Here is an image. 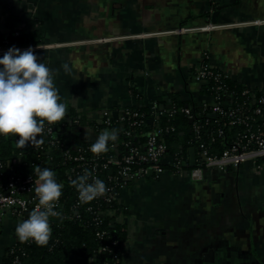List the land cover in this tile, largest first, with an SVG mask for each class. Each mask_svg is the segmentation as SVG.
<instances>
[{
  "label": "crops",
  "instance_id": "1",
  "mask_svg": "<svg viewBox=\"0 0 264 264\" xmlns=\"http://www.w3.org/2000/svg\"><path fill=\"white\" fill-rule=\"evenodd\" d=\"M4 7L35 20L43 40L31 47L59 70L54 82L67 112L85 120L150 108L159 98L171 103L169 93L210 102L205 84L190 78L199 64L255 91L264 81V0H0V30ZM87 120L71 142L75 135L94 142L105 130ZM170 154L161 174L118 194L125 207L120 264H264V168L247 162L193 179L188 168L170 169ZM186 157L193 166L190 148ZM18 222L5 217L0 226V264Z\"/></svg>",
  "mask_w": 264,
  "mask_h": 264
},
{
  "label": "built area",
  "instance_id": "2",
  "mask_svg": "<svg viewBox=\"0 0 264 264\" xmlns=\"http://www.w3.org/2000/svg\"><path fill=\"white\" fill-rule=\"evenodd\" d=\"M15 35L19 34L18 30L14 31ZM10 47L0 44V55H3ZM23 50L26 47H16ZM191 79L209 85L205 95L210 98V102L204 101L198 105L210 110L212 114L218 115L223 121V125L227 127L241 126L235 137L228 140L226 147L219 153H209L208 145L199 140L198 133L200 124L195 121L192 125V131L196 134L195 138L199 144L197 147L198 157L193 166L188 167L187 159L178 155L170 154V169L174 172H180L184 168H188L193 179H201L205 169L226 170L236 168L244 163H252L256 169L264 168V130L255 125L253 115L262 113L264 106V81L262 85L255 91L254 89L242 85L241 96L245 99L232 105L231 101L225 105L224 98L228 93L234 94L229 90L228 83L231 82L227 73L222 70L208 65H195L191 72ZM256 92H259L258 94ZM153 118L145 119L144 114L133 108H123L115 115H103L98 118L86 119L88 127L97 130L98 125H104L106 128L118 130V134H122L124 140L120 141V145L124 149L123 153L117 151L118 138L110 141L108 144L111 154L105 155H86L82 148H77L73 154L70 150L62 152L64 159L71 161V164L65 171L66 178L70 181L82 175L85 171L92 178L103 180L109 191L103 197L94 199L89 203H82L79 200V193L76 190V199L67 209L62 200H59L57 211L61 213V217L66 221L76 220L84 226H93L95 228L94 237L98 240V246L93 251L92 256L88 260V264H118L121 260L122 251L117 249L119 241L111 238L107 228H113L115 223L119 222L125 207L118 201L119 192L128 187L131 183L148 177L151 174L159 175L164 171L161 160L166 154H169L166 144L158 135L162 132H168L173 128L165 126L151 131L146 140L138 145L132 142L134 136V128L140 125L155 124V118L162 111L168 112L169 115L175 112L172 106L169 109H159L157 102H153L150 106ZM183 111L192 121L194 116L189 108H182ZM71 122L76 124L75 127H81L79 118L72 119ZM224 129L218 127L217 135L222 137ZM53 129H46L43 135L52 138ZM19 137L16 139L18 140ZM47 147L55 144L54 140L48 141ZM9 167L6 168L7 176L5 182H0V226L5 217L21 221L27 219L25 214L32 211L38 204V197L35 193L36 180L35 175H23L18 169V165L22 162L21 152L13 153L10 157ZM50 163H47V165ZM114 165V169L110 166ZM3 162L0 161V176H3L1 169ZM106 172L103 175V172ZM56 180L60 183V179L56 174ZM114 203L118 207L114 206ZM19 239L16 238L10 246L15 247ZM31 242V241H29ZM15 249L11 250L13 252ZM22 255L24 253L22 252ZM98 255H105V259H101ZM10 264H21L20 256L16 254Z\"/></svg>",
  "mask_w": 264,
  "mask_h": 264
},
{
  "label": "trees",
  "instance_id": "3",
  "mask_svg": "<svg viewBox=\"0 0 264 264\" xmlns=\"http://www.w3.org/2000/svg\"><path fill=\"white\" fill-rule=\"evenodd\" d=\"M2 14L4 18V30H0V44L8 47H26L38 45L42 42L43 37L38 28L35 27V20L22 21L19 16L10 13L4 7ZM22 21L23 27L19 28V23ZM18 30L19 34L15 35L14 31ZM209 85H204L203 92L207 93ZM229 90L234 91V94L228 93L231 98V103L235 106L242 102L245 98L241 96V89L243 86L235 82L228 83ZM257 94L259 92H256ZM171 99V106L175 112L171 115L166 111L158 113L155 118V124L151 126L140 125L134 128V136L132 142L136 145L146 140L148 134L165 126H170L173 129L168 132H162L158 137L164 141L168 152L171 154H178L187 159L189 148L194 147L197 150L198 140L195 138L196 134L192 131L193 122L197 121L200 124V131L197 134L199 140L208 145L209 153L219 154L227 145L228 140L235 137V134L240 130L241 126H231L230 128L224 126L223 121L219 119L218 115L212 114L210 110L201 108L192 100H181L174 93H169ZM224 98V97H223ZM157 107L163 102L162 98L157 101ZM189 108L191 114L194 116V121L181 111L182 108ZM140 113L144 114L145 119L153 118V114L149 107L141 106L134 108ZM79 118L80 125H85V117L76 113L74 110H69L64 121L57 125L51 126L53 129L52 138L43 135V143L38 146H26L20 149L16 146L15 136L5 138L0 136V161L3 162L1 169L3 176H0V182H5L7 176L6 168L9 167L10 157L13 153L21 152L22 162L17 167L23 175H35L34 166L41 168H49L58 175L60 184L63 185L62 196L60 200L65 204V209L68 205L76 199V188L72 185V181L68 180L65 175L67 167L71 161L64 159L62 152L70 150L73 154L76 153L77 148H82L86 155H92L90 145L93 143L90 140L74 136V141L71 142V131L76 130V124L71 122L72 119ZM255 125H258L264 130V106H262V113L260 115H253ZM90 124V123H87ZM47 125V124H46ZM218 127L224 129L222 137L217 135ZM106 129L104 125H98L96 131ZM108 129V128H107ZM39 139V137H38ZM54 140L55 144L47 147L49 140ZM124 140L122 134H118L117 151L121 154L124 149L120 145V141ZM110 143V142H109ZM113 151H107L102 154L108 156ZM47 163H50L47 165ZM114 169V165L110 166ZM109 171L103 172V175ZM149 176V175H148ZM114 206L118 207L116 203ZM123 210L122 212H124ZM52 227V236L49 244L46 247L37 246L34 242L22 243L18 242L15 247L8 246L3 257V264H10L13 257L18 254L20 256L21 264H88L90 256L98 246V240L94 237L95 228L93 226H84L82 223L73 220L66 221L62 218H50ZM111 238H116L119 241L117 249L122 251L123 241L125 239V232L123 225L115 223L113 228H107ZM15 249L13 252L11 250ZM22 252L24 255H22ZM101 259H105V255H98ZM121 261V260H120ZM120 261L118 264H120Z\"/></svg>",
  "mask_w": 264,
  "mask_h": 264
},
{
  "label": "clouds",
  "instance_id": "4",
  "mask_svg": "<svg viewBox=\"0 0 264 264\" xmlns=\"http://www.w3.org/2000/svg\"><path fill=\"white\" fill-rule=\"evenodd\" d=\"M61 67L66 74H72L68 63ZM58 72L42 62L31 46L23 51L10 47L0 57V136H18L16 146L20 149L29 145L38 147L43 143L46 124L51 131V126L65 120L67 104L60 102L54 82ZM87 135L86 132L85 137ZM117 138L118 130L105 129L90 145V150L97 156L104 154L109 150V142ZM34 172L38 177L35 187L38 204L27 219L17 223L15 234L22 243L31 241L46 247L52 236L50 218H62L56 209L63 185L49 168L34 166ZM72 185L82 203L103 197L109 191L103 180L90 177L87 171L73 179Z\"/></svg>",
  "mask_w": 264,
  "mask_h": 264
},
{
  "label": "water",
  "instance_id": "5",
  "mask_svg": "<svg viewBox=\"0 0 264 264\" xmlns=\"http://www.w3.org/2000/svg\"><path fill=\"white\" fill-rule=\"evenodd\" d=\"M164 101L166 103H161L159 105V109H169L171 107V103L170 101L168 100V98H165ZM189 122H191V119L189 120ZM189 162H190V165H194L195 164V155H194V148L191 147L190 148V159H189ZM149 174H151V171L149 172ZM29 213H26L25 216L27 217Z\"/></svg>",
  "mask_w": 264,
  "mask_h": 264
}]
</instances>
